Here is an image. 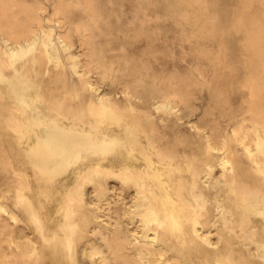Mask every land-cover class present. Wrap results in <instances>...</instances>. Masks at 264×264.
I'll return each instance as SVG.
<instances>
[{
    "label": "bare ground",
    "instance_id": "obj_1",
    "mask_svg": "<svg viewBox=\"0 0 264 264\" xmlns=\"http://www.w3.org/2000/svg\"><path fill=\"white\" fill-rule=\"evenodd\" d=\"M76 5L90 8L89 3ZM40 10L38 6L23 9L16 0H0V83L7 88H0V124L14 146L7 149H15L3 160L14 201L9 211L0 205V229L9 234L6 264H44L32 242L21 244L14 236L19 221L14 208L29 213L47 245L72 249L77 226L73 215L85 206L79 202L82 192L81 197L77 192L78 203L73 196L80 188L78 181L81 177L100 181L108 175L130 191L112 200L106 185L105 193L95 200L94 214L85 226L96 224L89 232L101 241L105 253L97 248L87 251L89 264H95L92 259L100 253L98 264H238L236 253L239 260L246 254L264 263L263 33L256 32L243 43L260 57L259 72L248 74L242 83L248 90L244 101L248 116L242 115L230 133L217 128L204 132L201 125L195 126L203 145L196 154L182 142L171 145L154 134L156 119L148 112L136 115L128 93L123 107L107 93L100 95L85 69L95 63L110 73L111 67L91 49L90 61L79 70L80 60L69 51L68 39L42 29ZM262 15L259 23L264 22V10ZM30 21L41 27L38 33L31 30ZM52 80L61 81L70 96L76 97L78 90L89 93L85 107L73 108L57 89L47 88ZM159 93L162 100L154 110L179 120L175 104L186 101V95L171 83ZM90 157L93 161L81 163ZM6 212L9 219L2 225ZM40 216L55 229L52 237L43 232ZM63 224L69 227L67 240L61 232ZM212 230L215 239L209 236ZM73 263L82 264L75 259Z\"/></svg>",
    "mask_w": 264,
    "mask_h": 264
},
{
    "label": "rangeland",
    "instance_id": "obj_2",
    "mask_svg": "<svg viewBox=\"0 0 264 264\" xmlns=\"http://www.w3.org/2000/svg\"><path fill=\"white\" fill-rule=\"evenodd\" d=\"M16 1L23 9L37 8V6L41 8L38 13L42 18V29L50 35L56 36L60 33L68 39L69 51L80 60L79 70H82V65L90 61L92 49L106 66L111 67L110 73L104 72V67L97 68L95 63H90L89 68L85 69L88 79L100 91V95L107 93L123 107L127 103L124 94L128 93L134 105L133 112L136 115L141 112L151 113L157 121L153 133L164 136L171 145L182 142L188 152L198 154L203 145L196 134L195 126L201 125L204 132L217 128L221 133H230V130L238 125L242 115L248 116L244 102L248 97V90L242 86V83L248 74L259 72L260 57L253 54V50L245 47L243 43L244 39L256 32L264 35V22L259 23L263 20L264 0ZM79 2L89 3L90 8L77 6ZM57 6L62 10L56 12ZM20 17L24 18V15ZM28 25L33 32L40 31L41 27L36 22L30 21ZM261 51L262 49L257 53ZM43 80L44 83L48 82L46 77L42 78ZM167 83H171L186 95V101H178L175 104L179 120L174 116H168L163 110L153 108L162 100L159 91L165 89ZM48 84L47 88L57 89L60 98H66L73 108H84L89 100V93L81 90H78L76 97L70 96L69 90L62 87L61 81L55 84L52 80ZM0 88L5 91L6 84L0 83ZM159 118L163 119L162 123H158ZM0 119L1 123L3 118ZM147 128L149 130L150 126H146ZM7 134L0 124L2 136L0 151L4 153L0 152L2 157L0 158V205L9 211L12 210L14 203L13 190L10 186L11 177H8L5 171L3 160L7 153V155L15 154V149L11 150L14 146L9 142L10 138ZM3 139H7V142ZM9 146L11 148L7 149ZM89 161H93V157L81 163ZM77 168L76 166L75 169ZM83 178L78 181L79 187L83 190L77 188L73 195L78 203L79 198L77 199L76 195L79 193L81 197L80 192H82V201L79 202L81 205L85 204L73 215V220L77 223L75 232L73 231L72 249H76L71 251L75 252L73 258L70 257L71 247L64 250L59 244L47 245L40 240L42 236L37 232V225L35 226L33 220L28 217L29 213L27 214L24 209L14 208L19 218L18 229L14 236L18 237L21 244H25L27 240L29 243L32 242L44 264H74V259L75 262L89 264L88 257L94 248L105 253L101 241L95 240L89 232V227L96 224L90 222L89 226H85L86 220L92 219L93 204L102 193H105L106 185L110 187L109 198L112 200L128 195L130 190L122 187L118 178L112 175L102 176L101 182ZM93 185H96V188ZM65 200L64 198L63 202ZM88 215L89 217H86ZM41 217L43 232L52 237L55 229L47 227L48 223ZM7 219H9L7 212L2 213V225H5ZM58 219L60 222L63 221L61 216ZM122 221H124L123 217ZM66 226L68 225L63 224L61 227L65 239L69 229ZM151 233L152 231H149L150 235ZM215 233L216 231L212 230L209 236L215 239ZM8 238V231L1 228L0 264H6L5 260L9 252ZM78 245L82 246V250ZM239 255L238 253L234 255L238 264H264L261 259L246 254H242L243 262L239 260ZM94 256L92 260L98 264L102 260L101 253ZM33 261L34 259H29L30 263Z\"/></svg>",
    "mask_w": 264,
    "mask_h": 264
}]
</instances>
